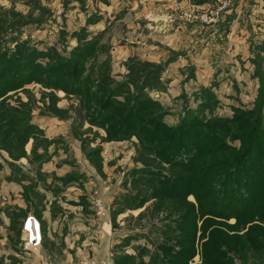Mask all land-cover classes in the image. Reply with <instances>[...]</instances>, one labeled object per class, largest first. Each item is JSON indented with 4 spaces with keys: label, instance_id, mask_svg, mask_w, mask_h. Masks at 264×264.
<instances>
[{
    "label": "rangeland",
    "instance_id": "1",
    "mask_svg": "<svg viewBox=\"0 0 264 264\" xmlns=\"http://www.w3.org/2000/svg\"><path fill=\"white\" fill-rule=\"evenodd\" d=\"M0 25L4 46L28 41L45 55L44 63L48 56L71 58L89 49L86 73L92 68L93 79L108 74L113 86L126 80L129 65L159 66L161 81L149 95L170 112L165 118L170 125L200 109L205 97L214 116L252 108L264 80V0H0ZM25 89L36 96L35 103L27 92L20 94L35 109L33 121L49 146L46 153L39 148L45 154L41 164L29 161L33 139L26 146L29 159L13 160L0 150V264H116L117 256L134 254L148 239L161 243L169 211L155 210L152 201L137 210L123 202L134 190L132 169L143 166L138 140L109 141L104 130L95 136L87 125L71 131V118L41 114L40 85ZM57 96L62 101L48 97L53 111L70 108L69 115L77 116L78 97L63 91ZM55 166L78 180L62 182ZM189 200L195 202L193 196ZM14 207L21 214L47 210L53 217L56 230L46 232L41 247H25L18 221L10 219ZM247 254L248 264H261L254 252ZM199 263L200 245L192 264ZM235 263L244 261L237 257Z\"/></svg>",
    "mask_w": 264,
    "mask_h": 264
},
{
    "label": "trees",
    "instance_id": "2",
    "mask_svg": "<svg viewBox=\"0 0 264 264\" xmlns=\"http://www.w3.org/2000/svg\"><path fill=\"white\" fill-rule=\"evenodd\" d=\"M3 31L0 25V150L11 159H29L26 146L31 139L30 163L41 164L42 153L48 151V138L34 123L35 109L28 103L37 102L25 89L33 83L41 86V114L71 118V131L87 125L95 136L104 130L109 141L138 140L137 161L143 166L131 171L134 190L124 194V205L137 210L152 201L155 210L169 211L170 219L163 223L161 243L148 239L135 247L134 254L117 256L116 264H192L199 245V264H236L237 257L248 264L247 251L264 264L263 79L252 108H234L231 117L214 116L205 97L200 109L187 111L177 125H170L165 120L170 112L149 95L161 81L162 70L154 63H146L154 70L129 65L126 80L113 86L108 74L93 79L92 68L86 73L89 49L78 50L71 58L47 55L49 62L44 63L45 55L28 41H18L14 48L4 46ZM59 91L78 97L77 116L69 115L70 108L53 111L48 97L62 101ZM26 92L28 101L20 95ZM40 147L45 152L40 153ZM70 177L58 179L66 184L78 180ZM15 212L10 219L16 223L21 211ZM232 218L236 222L228 223Z\"/></svg>",
    "mask_w": 264,
    "mask_h": 264
},
{
    "label": "crops",
    "instance_id": "3",
    "mask_svg": "<svg viewBox=\"0 0 264 264\" xmlns=\"http://www.w3.org/2000/svg\"><path fill=\"white\" fill-rule=\"evenodd\" d=\"M264 35H262V37H263ZM59 169H61V167L60 168H57L56 166L54 167V172L56 173V178H60V177H64V176H66L67 174H70L69 172H67V173H64V174H61L60 172H61V170H59ZM41 170H42V172H43V167L41 168ZM44 173V172H43ZM50 173H52V172H50ZM46 174H48V173H46ZM59 184H61V185H63V183H59ZM70 184V183H69ZM44 188H46V186H44ZM52 188V187H51ZM71 189V188H70ZM48 191H50V190H48ZM52 192V194L54 195V196H58V194L54 191H51ZM43 194H45V193H43ZM63 193H61L60 195H62ZM68 194H64L63 195V197H66ZM21 197H23V195H21ZM82 198V197H81ZM45 200V199H44ZM65 200H66V198H65ZM46 201V200H45ZM79 201V200H78ZM20 207H22V208H24L23 206H20ZM19 210V208L18 207H14V210ZM21 209V208H20ZM28 215H34V216H36L39 220H40V222H41V227H42V231H43V240H44V236H45V234H46V232H47V234L49 235V234H51L52 233V230H50V229H53V231H55L56 230V227L53 225V226H51V220H53V217H50V215H49V213L47 212V210H44L42 213L40 212V211H38V208H37V210L36 211H33L32 210V212H24L23 211V213L22 214H20V215H18V225H19V228H20V230H21V233H23V239H24V242H25V240H27V234L23 231V225H24V219L26 218V216H28ZM50 222V224H49V226H47V223L46 222ZM135 251V250H134Z\"/></svg>",
    "mask_w": 264,
    "mask_h": 264
},
{
    "label": "built area",
    "instance_id": "4",
    "mask_svg": "<svg viewBox=\"0 0 264 264\" xmlns=\"http://www.w3.org/2000/svg\"><path fill=\"white\" fill-rule=\"evenodd\" d=\"M23 231L27 234L25 247L38 248L41 247L43 241V231L40 220L34 215H28L24 219Z\"/></svg>",
    "mask_w": 264,
    "mask_h": 264
}]
</instances>
